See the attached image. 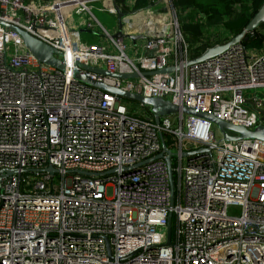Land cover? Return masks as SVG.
<instances>
[{"label":"built area","instance_id":"2783aa9c","mask_svg":"<svg viewBox=\"0 0 264 264\" xmlns=\"http://www.w3.org/2000/svg\"><path fill=\"white\" fill-rule=\"evenodd\" d=\"M98 1L125 14L123 31L144 36L141 46L113 37L93 13ZM67 10L89 20L72 27ZM173 10L158 32L152 21L137 30L133 17L143 10L129 12L119 0H0V264H264V141H227L193 116L178 115L180 128L172 116L157 124L141 105L140 113L39 62L3 25L92 81L249 131L264 126L263 101L248 97L264 93V28L191 65L197 58ZM97 27L100 41L82 42L81 32L94 37ZM224 29L210 30L211 48L230 41ZM256 38L263 49L244 43ZM79 65L138 77L112 79ZM161 136L173 153L174 192L167 162H149L163 152Z\"/></svg>","mask_w":264,"mask_h":264},{"label":"water","instance_id":"95a60500","mask_svg":"<svg viewBox=\"0 0 264 264\" xmlns=\"http://www.w3.org/2000/svg\"><path fill=\"white\" fill-rule=\"evenodd\" d=\"M115 6L116 3L114 2ZM125 17L124 13L119 12L118 15V32L113 36L115 39H127L130 40L134 45L137 43V41H142L144 40V36L139 35V36H134L130 34H125L123 31L124 28V23H123V18ZM7 28L11 29L14 33L18 34L21 39L23 40V43L25 47L30 51V53L41 63H45L55 69H58L60 71L67 72L71 74L74 78L77 80H80L87 84L88 86L95 87L101 91L107 92L111 95H114L118 98H121L123 100H129L132 102H135L142 107L149 108L153 115L155 122L157 124L160 123L161 118L163 117H170L173 115H187V116H193V117H198L202 119H206L210 122H212L217 130L224 136L225 140L231 141V142H236L240 140H260L264 141V126H259L257 127L254 131H249L245 128L242 127H236L230 124H227L219 119H217L215 116L212 114H203V113H197L194 110L188 108V107H182L176 104H173L169 100H165L163 98L159 97H145L139 94H135L132 92H128L119 88H116L115 86H112L107 83H101V82H95L92 81L85 76L81 74H76L73 72L70 68L65 66L63 63L57 61L53 55L55 54L54 50L49 47L48 45L38 41L31 35H29L27 32L24 30L3 24ZM262 25H264V4L261 7V9L256 13V15L250 20L244 31L236 36L234 39H232L229 43L221 46H215L214 48L208 49L203 55H201L199 58H197L195 61L190 62L189 64H193L195 62H203L206 60H211L214 57L222 54L232 46H237L239 45L243 40H246V35L248 33L254 32L258 28H260ZM82 69L85 71L98 74L103 77H108L112 79H133L137 78V75H121V74H111L108 71L104 69H99V68H94V67H88V66H82L79 65ZM174 71V68L166 69L164 70L165 73H171ZM163 73V72H162ZM152 75V73H144V76H149ZM264 121V118H263ZM228 133L234 134L236 136H230ZM162 137V142H163V152L161 155L149 160L155 161L158 159H164L169 167V172H170V179H171V185H172V190L174 192V184H173V175H172V166H171V157L173 156V153L171 150L167 148L166 142L164 140V137ZM50 172L54 173V169L50 168ZM171 205H174V197L172 196V202ZM172 245V215L169 216L168 219V226H167V243L166 246H171Z\"/></svg>","mask_w":264,"mask_h":264},{"label":"trees","instance_id":"16d2710c","mask_svg":"<svg viewBox=\"0 0 264 264\" xmlns=\"http://www.w3.org/2000/svg\"><path fill=\"white\" fill-rule=\"evenodd\" d=\"M141 2L143 5L140 4L138 7H148L151 4V0H141ZM263 4L264 0H173L181 31L191 48L192 59L200 57L211 48L210 30L240 22L241 26H236L241 27L239 33L234 31L239 35ZM261 27L264 28V25ZM244 43L247 46H262L261 38ZM134 103L132 105L136 107ZM142 111L145 118L154 119L149 108L143 107Z\"/></svg>","mask_w":264,"mask_h":264},{"label":"rangeland","instance_id":"374dc122","mask_svg":"<svg viewBox=\"0 0 264 264\" xmlns=\"http://www.w3.org/2000/svg\"><path fill=\"white\" fill-rule=\"evenodd\" d=\"M144 8H147V7L139 8V9L143 10L142 11L143 16L140 17L143 20L139 21V25L137 23H135V27L137 30H138V26L140 28H144L146 26L147 22H151V21H152V23L153 22L156 23L155 27L159 26L158 28L160 30H164V28L168 24V22H172L174 20V16H175L174 12H173L172 8L170 7V5H168V4H163V6L162 7L160 6L159 8H150L149 10H144ZM107 10H108L107 5H104L103 3L98 2V3H96V8L93 9V13L96 16V18L107 29H112L115 24H118V19L116 18L118 16L110 14ZM66 12H67L68 24L72 27H74V26L78 27L80 22L89 20V17L86 14L78 15V14H76L75 11H68V10ZM239 25H240V22H238V24H232V25L228 24L227 26H228V28H232L233 31H236V33L238 34L241 27H236V26H239ZM160 30H158V31H160ZM95 32H96V36L92 37L91 35L82 31L81 32L82 33V42H84V43L99 42L101 39V29L99 27H97ZM128 41L130 42V40H127V42ZM248 97H250V98L257 97L260 99V98L264 97V93L261 94V93L251 92L248 95ZM124 103L128 106L133 107L132 104L134 102L129 101V100H124ZM134 104H135V106L137 105L134 108H136V110L140 111V113H141L140 106H138V104H136V103H134ZM177 116H178V114L173 115L172 120L174 121L176 126L178 128H180V126L178 125V122H177L178 121ZM148 119H150V118H148ZM106 193H107L108 197H112V194H113L112 188H107Z\"/></svg>","mask_w":264,"mask_h":264},{"label":"crops","instance_id":"0c3cea01","mask_svg":"<svg viewBox=\"0 0 264 264\" xmlns=\"http://www.w3.org/2000/svg\"><path fill=\"white\" fill-rule=\"evenodd\" d=\"M27 1H35V0H27ZM98 2H101V3H103L104 5H107L108 7H109V5H112V2H109V1H98ZM97 2V3H98ZM122 3V4H124V5H127L128 6V10H129V12H136V11H141V9H139V8H141V7H138L140 4H142L143 2H141V0H119V3ZM163 4H168V5H170V7L172 8V10H173V6L170 4V3H168V2H160V1H157L155 4H150V5H152V7L149 5V7H147V8H144V10H149L150 8H159L160 6L162 7L163 6ZM143 5V4H142ZM94 7L96 8V3L94 4ZM132 9V10H131ZM174 11V10H173ZM124 12H127V9L126 10H124ZM141 16H143V14H139V15H135L134 17H133V22L134 23H137L138 25H139V21H141V20H143V19H141L140 17ZM117 19H118V17H116ZM238 24V23H237ZM228 25V24H227ZM224 26L226 29H224L225 30V32H228L229 33V38H230V41L232 40V39H234L235 37H236V34H235V32L232 30V28H228V26ZM110 30V32L111 33H113V34H116L117 32H118V24H115L114 26H113V28L112 29H109ZM160 30V29H159ZM160 31H162V30H160ZM160 31H158V32H160ZM238 36V35H237ZM229 41V42H230ZM243 41H246V40H243ZM143 42V40L142 41H138V46H141V43ZM228 42V43H229ZM128 43H129V45L131 46V47H134V44L130 41H128ZM227 44V43H226ZM225 45V44H224ZM250 47H254V48H259V49H263V47L261 46V47H256V46H250ZM203 55V54H202ZM199 58V57H198ZM260 100L261 101H263V103H264V97H262V98H260Z\"/></svg>","mask_w":264,"mask_h":264}]
</instances>
